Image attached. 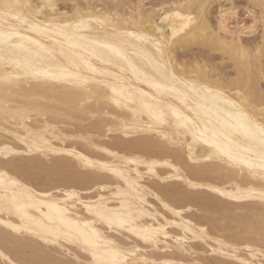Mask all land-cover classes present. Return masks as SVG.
<instances>
[{"label":"bare ground","instance_id":"obj_1","mask_svg":"<svg viewBox=\"0 0 264 264\" xmlns=\"http://www.w3.org/2000/svg\"><path fill=\"white\" fill-rule=\"evenodd\" d=\"M56 1L9 0L23 5L16 14L39 27L21 36L39 51L34 59L47 75L37 78L21 56L0 52V77H8L0 80V264L5 259L55 262L46 246L71 252L82 264H95L85 237L95 243L105 264L122 259L114 252L132 249L140 264H221L225 258L261 264V216L258 223L230 219L225 225L224 218L219 224L213 215L201 222L189 210L210 207L218 196L264 205L259 145L243 134L233 107L247 98V114L257 125L264 121L259 103L264 31L253 51V45L246 48L239 41L230 45L225 15H219L217 31L209 24L214 0H177L160 8L166 37L156 35L158 27L148 18L143 21L142 13L126 17L110 8H85L83 3L81 8L76 0L73 12H67ZM102 43L121 55L97 59L92 52ZM194 43L228 53L234 75L213 77L203 64L174 58V44ZM172 76L197 84L198 92H186ZM157 111L164 113L163 120L156 119ZM65 141H78L83 153L71 149L57 156L54 168L62 167V172L51 169L39 186L30 174H20L29 167L35 171L31 166L40 160L20 161L16 155L56 156ZM98 205L125 226H110L96 214ZM129 225L158 233V242L146 243ZM41 236L55 242L46 243ZM75 237L79 239L70 242ZM194 240L205 243L214 257L185 260Z\"/></svg>","mask_w":264,"mask_h":264},{"label":"rangeland","instance_id":"obj_2","mask_svg":"<svg viewBox=\"0 0 264 264\" xmlns=\"http://www.w3.org/2000/svg\"><path fill=\"white\" fill-rule=\"evenodd\" d=\"M80 1L76 0L75 4H77L81 8H84L83 6H85V8H86L87 5L88 6L91 5L90 6L91 8H93V7L94 8H100V9L101 8L102 9L103 8H110V9L116 11L117 13L122 14L126 17L137 15L135 12H138V14L142 13L141 15L144 18V19H142L143 21L146 18H148L149 20H151V22L154 25H156L158 27V29H156V32H155L156 35H163L166 37L168 35V30H167V28H165L162 25V22L160 20V13L162 11V9H160V8H165L166 6L170 5L171 2L177 1V0H94V1L93 0H80ZM178 1H180L181 3L185 2V0H178ZM81 3H83L82 4L83 6L80 5ZM56 4L58 5L57 6L58 9L61 11L67 10V12H73V10H74V7H73L74 6V0H69V1L68 0H58V1H56ZM208 10H209V12H208L209 18L208 17L207 18L209 20V24H210V26H212L211 28H213V26H215V28H213V30L215 29L216 31H217V25L216 24L218 23L219 15H223V16L225 15L224 16V18L226 17V19L224 20L225 25H227L226 28L229 29V33L226 34V38L230 42V45L239 41V43L241 45H243L245 47L247 46L246 48H248V46H252L255 42H257L256 43L257 45H259L261 43L262 32H263L261 30V27H262L261 25L257 24L256 28L254 29L255 31L253 30L254 32H251V33H249V31L246 29V27H242V26H246L247 24L253 23L252 17L249 16V12H251L252 15L255 16L257 20H259L260 14H261V4L258 2V0H214V1L210 2ZM227 11H229V12H227ZM143 12H145V13H143ZM226 12H227V14H225ZM220 34H222V32H220ZM260 37H261V39H260ZM258 41H260L259 44H258ZM256 44H255V46L253 45L250 50L253 51L254 48L256 47ZM173 53H174L173 54L174 58L179 63L193 64V62H196V63H199L200 65H202V64L205 65L206 70L207 71L209 70L208 72L213 77H217V76L230 77V76L234 75V73H235V70L233 67V58H230L228 53H223L222 51H219V50H215V51L210 50L206 45H203V44H195L194 43V44L181 45V46H179L178 44H174L173 45ZM260 83H261V85L263 84V86H261V89L263 90V94H264V81H263V79L261 80ZM3 140H7V139L3 138ZM69 141L72 142V140H69ZM18 146H20V144H18ZM58 148L61 151L56 152V154H57L56 156H54L52 154H48L47 156H42V155H39V154L34 153V152L22 153L21 156H20V154L16 155L15 158L19 159L20 161H24V160L25 161H30V160L34 161V160L38 159V156H39V160L41 163V164L39 163L38 165L31 166L32 169H35V171L31 170V168L29 166H26V167H29V169L27 168V170H25V171H24V169L20 170L19 171L20 174H21V171L24 172L23 175L21 174L22 176H26V175L30 174V176L28 175L29 178L30 177L34 178L33 183L35 185L39 186L45 182V180L47 179V177H49L50 173L53 172V170L54 171L56 170L58 172L59 171L62 172L64 170V168H62V167L59 168V166H57V165H55V168H54V164H55L54 162H55L57 156L64 154L65 153L64 151H68L71 149L75 153H83V151L81 149V145L79 144L78 141H76V142L74 141V143H70L68 141L60 142L58 145ZM19 160H17V161H19ZM49 162H51V163H49ZM45 167H47V168L45 169ZM57 167L59 169H57ZM51 169H53V170H51ZM61 169H63V170H61ZM26 171H28V172H26ZM41 175H43V176H41ZM149 198H150V200L155 201L151 196H148V199ZM259 202L260 201H257V200L256 201L254 200L252 202V200H251L249 202L240 201L238 203L236 201L234 202L232 200H226V198L218 196L217 198H215V201L212 203V205L210 207H204L201 205L192 206L190 208L189 212H191L194 215V217L201 222L205 221V218L208 217L209 215H213L216 217L217 221H219L220 219L223 220V218H224V221L226 220V222L223 221V223L221 222L222 220H220L219 224L221 222L222 224L227 225L229 223L228 220H230V219H235V220H238L241 222L249 221L252 223H256V222L258 223L260 216L264 215V205H261ZM154 204L157 206L158 209L160 208L156 202ZM252 210H253V212H252ZM254 210H255V212H254ZM232 213L235 215H233ZM253 213H256V214H253ZM205 215H206V217H205ZM256 215H257V217H256ZM258 216H259V218H258ZM170 229H175V228H170ZM118 236L125 238L121 234H118ZM124 240L127 241L126 238ZM192 242H191V244L194 246H192V249L184 254L185 260L191 261L193 259L194 260L198 259V260L202 261L204 259L207 260V258L210 259V258L214 257V255H210V253H208L209 248L205 243L203 244V242H201L199 240H194ZM195 246L199 247V249L196 248ZM49 247L50 246H46L45 250H46V252H48V254H50L49 256L52 260H54V261L56 260L55 264L57 263L58 260L59 261H66V259L67 260H74L75 259L76 264H82V262H83V260H77L76 258L72 257V255H71V257H69L67 255V252H65V250H63L62 248L60 249L57 246H52L49 249ZM52 248L54 251L52 250ZM192 251H193V253H192ZM202 252L203 253L205 252V253L202 254ZM26 253H27V255H29L30 252L27 251ZM55 253L58 254L57 255L58 257L56 256ZM61 253H62V256L60 255ZM189 253H190V255H189ZM206 254H208V255H206ZM59 255H60V257H59ZM187 256H189V257H187ZM201 257L204 259H202ZM224 260L225 261L222 262L221 264H238L239 263V262H236L235 260H232V259H226L225 258Z\"/></svg>","mask_w":264,"mask_h":264},{"label":"snow or ice","instance_id":"obj_3","mask_svg":"<svg viewBox=\"0 0 264 264\" xmlns=\"http://www.w3.org/2000/svg\"><path fill=\"white\" fill-rule=\"evenodd\" d=\"M23 7V5L15 4L9 2V0H2L0 2V52H8L11 53L13 56H21L22 63L24 67L28 68L33 76H36L37 78L41 75H47L46 72H42L40 68L37 65V61L34 59V57L38 58L40 56V53L38 50L33 49L30 47L29 43H26L29 41V37L27 36H21L22 31H31V32H37L39 31V27L35 25L34 22H31L27 19H22L20 15L16 14V10ZM249 16L252 17L253 23L247 24L246 29L248 31H252L256 28L257 24L261 25V30L264 31V0H261V14L259 20L256 19L255 16L252 15L251 12H249ZM15 38V39H14ZM31 43H35V41H32ZM107 49L108 53H106L104 50ZM159 47H157V51H159ZM237 51H239V48H237ZM93 55L97 57V59H102L104 56L108 54H115L117 57L121 55L118 48L102 43L100 44L98 49H94L92 52ZM18 66L21 63V61H18ZM162 75L165 79H168L167 72L164 66L161 64L159 65ZM95 71V69H92ZM0 80L7 81L8 77H0ZM171 81L174 84H183L184 90L186 92H198V86L195 83H190L188 81L179 80L177 77L172 76ZM220 95V94H215ZM250 101L245 98L241 100V105L233 104V107L236 108V119L239 125V128L242 130L243 134L247 136L248 138L252 139L253 141L258 142L259 145V154L261 159V167L264 168V121H262L261 124L257 125L255 124L254 120L251 116L247 114V108ZM260 111L264 113V95L260 98ZM164 113L162 111L156 112V119L157 120H163ZM262 178H264V174H262ZM195 187V185H193ZM261 201H264V192H262L259 196ZM167 207V205H165ZM58 212H62V210H57ZM95 212L98 216H100L102 219H105L109 225L111 226L113 223H118V226L124 227L125 222L123 220H117L111 213V210L105 209L103 206H96ZM0 223H3V221H0ZM9 228H13L14 232H19V229L14 228L12 225H6ZM129 231H132L136 233L137 235H140L141 238L147 243V242H158L157 236L158 233H149V232H141L137 229L132 228L130 225ZM261 237L262 240H264V215L261 216ZM41 239L45 240V242H55L51 241L46 237L41 236ZM67 238V237H66ZM8 239V236H5V240ZM75 239H79V237L73 238L70 242H74ZM85 244L90 245L92 249L93 259L95 261V264H105V260L102 256L98 255V249L97 246L93 241H90L87 237H85ZM111 243V242H109ZM113 247H115L113 245ZM87 250V249H86ZM264 255V252L261 253ZM0 255H3L0 253ZM68 256H71V252L67 253ZM116 257H122V259H117L114 261V264H140V261L136 259V251L135 249L127 250L123 252H114L112 254ZM5 264H55V262H49V261H8L5 259ZM61 264H76L75 260H66L61 262ZM144 264H147V261L144 262ZM261 264H264V261L261 262Z\"/></svg>","mask_w":264,"mask_h":264}]
</instances>
